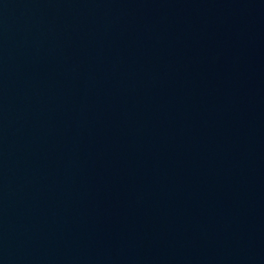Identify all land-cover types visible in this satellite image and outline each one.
<instances>
[{"label": "water", "instance_id": "95a60500", "mask_svg": "<svg viewBox=\"0 0 264 264\" xmlns=\"http://www.w3.org/2000/svg\"><path fill=\"white\" fill-rule=\"evenodd\" d=\"M0 264H264V0H0Z\"/></svg>", "mask_w": 264, "mask_h": 264}]
</instances>
